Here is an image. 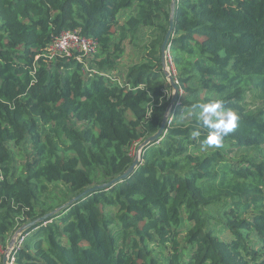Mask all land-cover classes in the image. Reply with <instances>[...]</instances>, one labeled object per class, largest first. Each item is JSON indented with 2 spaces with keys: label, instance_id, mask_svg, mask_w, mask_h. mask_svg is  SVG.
<instances>
[{
  "label": "trees",
  "instance_id": "trees-1",
  "mask_svg": "<svg viewBox=\"0 0 264 264\" xmlns=\"http://www.w3.org/2000/svg\"><path fill=\"white\" fill-rule=\"evenodd\" d=\"M171 4L0 0V264L18 229L122 176L159 132ZM145 29L141 58L120 67ZM64 31L96 54L51 58ZM169 46L180 94L166 132L128 178L26 231L14 264H264V0H177ZM217 99L239 115L219 148L203 146L197 107ZM12 146L30 148L18 166Z\"/></svg>",
  "mask_w": 264,
  "mask_h": 264
},
{
  "label": "water",
  "instance_id": "water-1",
  "mask_svg": "<svg viewBox=\"0 0 264 264\" xmlns=\"http://www.w3.org/2000/svg\"><path fill=\"white\" fill-rule=\"evenodd\" d=\"M176 2L177 0H172V4H171V17H170V28L169 31L166 35L165 41L162 45L161 48V60H162V65H163V70L165 73V76L171 86V88L173 89V98H172V102L169 108V112L168 114L165 116L161 128L159 130V132L157 134H155L154 136L146 139L138 148V153L134 159V162L132 164V166L120 177H117L113 180H111L108 183L105 184H101V185H97L94 186L92 188H89L87 190H85L84 192H82L81 194L77 195L75 198H73L69 203H67L66 205H64L61 208L56 209L55 211L47 214L46 216L32 222L29 224H26L24 226H22L20 229L17 230V232L14 234L12 240L9 242L8 247L6 249L5 255L3 257V264H9L10 262V256L12 254V251L14 250V247L16 246L18 240L20 239L21 236H24L25 232L28 231L29 229L35 227L38 223H45L47 222L49 219H51L54 215H56L57 213H59L61 210H65L67 207H69L70 205H72L75 202H78L80 200H82L83 198H85L88 195H91L97 191L100 190H105L108 189L118 183H120L121 181L125 180L126 178H128L138 167L139 163H140V157H141V152L144 148H146L148 145L153 144L155 142H158L159 139L163 136L164 132H166L167 129V125H168V121H169V114L170 111L174 108V106L177 104L178 99H179V94H180V89L179 86L177 84V82L175 81L172 73L169 71V66H168V58L167 55L169 53V41L172 35V31H173V22H174V14H175V8H176Z\"/></svg>",
  "mask_w": 264,
  "mask_h": 264
},
{
  "label": "clouds",
  "instance_id": "clouds-1",
  "mask_svg": "<svg viewBox=\"0 0 264 264\" xmlns=\"http://www.w3.org/2000/svg\"><path fill=\"white\" fill-rule=\"evenodd\" d=\"M199 108L198 120L202 126L209 130L207 138L202 142L207 147H222L223 139L232 133L239 120L236 111L226 109L224 101L213 100L197 106ZM200 133L197 132L196 135Z\"/></svg>",
  "mask_w": 264,
  "mask_h": 264
},
{
  "label": "rangeland",
  "instance_id": "rangeland-1",
  "mask_svg": "<svg viewBox=\"0 0 264 264\" xmlns=\"http://www.w3.org/2000/svg\"><path fill=\"white\" fill-rule=\"evenodd\" d=\"M151 33L152 31L150 30H146V29L142 30L138 34V39H135L133 42L131 39L125 42L126 53H125V57L121 61L120 67L128 68L132 64V62L137 61L141 58L142 53H143V47L151 42V39H152ZM168 57H169V53L167 55V58ZM170 60L171 59L168 58L167 61L170 62ZM171 69L172 68L169 66L170 72H171ZM257 101L258 99L256 97V93L249 92L247 99H246V106L248 108H254V106L258 105ZM138 148L139 146H136L135 155H137L138 153ZM12 150H13L15 166H18L21 163H24L27 158V155L30 154V148L28 146H25V147L23 146L20 148L12 146ZM49 191H50L49 196L60 197L63 195V193L67 192V189L64 185L58 183V184L50 185ZM223 208H221V210H223ZM221 237H223L222 234H221ZM1 252L3 253V255H5L6 251L3 252L2 250Z\"/></svg>",
  "mask_w": 264,
  "mask_h": 264
},
{
  "label": "built area",
  "instance_id": "built-area-1",
  "mask_svg": "<svg viewBox=\"0 0 264 264\" xmlns=\"http://www.w3.org/2000/svg\"><path fill=\"white\" fill-rule=\"evenodd\" d=\"M98 41L83 36L80 31H64L57 37L49 46V54L51 58L55 57H71L73 54L78 53L84 56L94 55L98 50ZM88 69L87 71L97 73L94 70ZM170 117V114H169ZM25 237L21 236L18 240L12 254L10 256L9 264H14V253L21 248L24 244Z\"/></svg>",
  "mask_w": 264,
  "mask_h": 264
}]
</instances>
